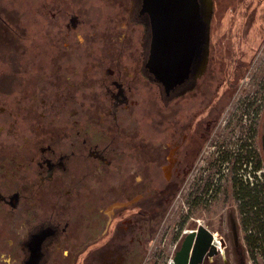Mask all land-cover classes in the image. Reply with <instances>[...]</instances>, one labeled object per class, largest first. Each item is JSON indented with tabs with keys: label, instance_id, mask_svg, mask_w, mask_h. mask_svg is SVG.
<instances>
[{
	"label": "flooded vegetation",
	"instance_id": "obj_1",
	"mask_svg": "<svg viewBox=\"0 0 264 264\" xmlns=\"http://www.w3.org/2000/svg\"><path fill=\"white\" fill-rule=\"evenodd\" d=\"M57 1L37 11L29 39L7 25L25 93L0 103L12 125L0 150V213L13 218L19 200L26 208L9 222L0 264H94L98 252L140 247L144 203L173 185L190 204L231 186L237 210L234 188L264 170V0H211L210 13L199 0L188 72L167 83L146 68L142 0H105L108 11Z\"/></svg>",
	"mask_w": 264,
	"mask_h": 264
},
{
	"label": "rangeland",
	"instance_id": "obj_2",
	"mask_svg": "<svg viewBox=\"0 0 264 264\" xmlns=\"http://www.w3.org/2000/svg\"><path fill=\"white\" fill-rule=\"evenodd\" d=\"M75 1L79 2L80 5H92L94 10H100L101 8V10L108 11L113 5L109 4L110 6H108L105 0ZM57 2V0H0V103L7 100L10 101L11 96L14 98L16 95L20 96L25 93L21 81L18 80L17 65L13 61H10L9 31L7 27L12 25V27L18 29L17 32L21 37L29 39L33 37V31L35 32V28H32L31 25L35 26L33 22L37 11H42V7L46 4L54 5ZM224 3L229 5L233 4L232 0H224ZM49 11L52 14L55 13L54 9ZM228 16L226 13V17ZM43 17L42 21L44 22ZM87 18L91 22H94L90 14H88ZM36 20L40 19L36 17ZM225 20L228 22V19ZM48 21L49 16L47 18ZM41 26L40 23L37 25L38 28H41ZM228 27V23H225L224 29H230ZM221 30L223 31V29ZM50 32H52V39L55 38L56 31L52 30ZM40 39L42 37L38 38V41ZM220 43H223L225 47L230 43V40L223 38ZM224 58H230L228 53L224 54ZM35 62L37 72H43L46 66H41L40 61ZM229 63H224L223 69L231 68L232 66ZM218 67L221 68L220 65ZM79 69L82 72V67ZM19 72H21V68ZM0 112L2 111L0 110ZM45 113L49 114L50 112L45 110ZM9 120L7 115L0 114V150H5L8 147L7 138L9 137L4 133H8L12 129V125H8V123H11ZM13 127L19 133L25 132L23 129L24 126L14 125ZM17 144H20L18 139H16ZM259 150L260 147L257 144V154ZM17 158L22 159L19 156ZM159 179L161 180V177ZM161 190L163 191L162 188ZM187 192L188 190L182 185H173L171 195L164 192V195L155 196L154 200L145 202L142 219L143 245L139 247L129 244L127 250L124 252H98L96 253L94 264H167L173 258L178 248L179 239L183 233L186 230L194 228L197 223L204 226L210 232L217 234L219 239L221 238L223 253L219 259L213 261L211 264H264V260L254 250L253 254L255 259H251V249L247 247L244 239L247 233L243 225L241 226L240 216L232 200L231 186L226 189L223 188V194L219 197L217 196L210 201H203L198 204H190L187 202V197H185ZM25 208L26 204L24 201L19 200L12 211L14 219L9 211L4 210L0 213V254L4 258L10 253L7 240L14 238V234L12 235V231L10 230L11 224L9 222L10 220L16 223L18 221L21 222L24 219ZM16 238L18 240L22 239L19 233L16 234ZM14 246L15 244L11 248ZM15 249L19 251V247Z\"/></svg>",
	"mask_w": 264,
	"mask_h": 264
},
{
	"label": "water",
	"instance_id": "obj_3",
	"mask_svg": "<svg viewBox=\"0 0 264 264\" xmlns=\"http://www.w3.org/2000/svg\"><path fill=\"white\" fill-rule=\"evenodd\" d=\"M201 2L210 13L211 0ZM199 4V0H142V11L149 15L152 34L146 68L164 83L173 78L178 82L188 72L193 48L189 37L191 31L199 28ZM209 20L207 15L208 24ZM262 141L264 151V135ZM177 247L171 264H206L220 257L212 232L201 224L186 230Z\"/></svg>",
	"mask_w": 264,
	"mask_h": 264
},
{
	"label": "trees",
	"instance_id": "obj_4",
	"mask_svg": "<svg viewBox=\"0 0 264 264\" xmlns=\"http://www.w3.org/2000/svg\"><path fill=\"white\" fill-rule=\"evenodd\" d=\"M233 192L241 226L247 233L244 239L251 249V259H255L254 250L264 260V185L257 182L248 187L239 182Z\"/></svg>",
	"mask_w": 264,
	"mask_h": 264
},
{
	"label": "built area",
	"instance_id": "obj_5",
	"mask_svg": "<svg viewBox=\"0 0 264 264\" xmlns=\"http://www.w3.org/2000/svg\"><path fill=\"white\" fill-rule=\"evenodd\" d=\"M255 174H256V179L253 180L252 178H250V185L252 186L254 183H257V182L264 185V170H263V168L261 167L258 170H256ZM197 224H199V223H197ZM212 235H213V239H214L215 248L221 255L223 252L222 251L223 250V244H222L221 238H220V240H216L213 233H212ZM171 263H172V259L167 262V264H171Z\"/></svg>",
	"mask_w": 264,
	"mask_h": 264
}]
</instances>
